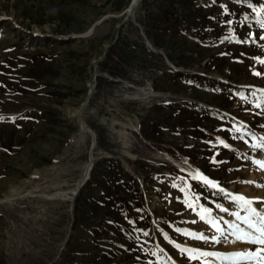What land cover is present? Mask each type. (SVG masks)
Listing matches in <instances>:
<instances>
[{"label": "rangeland", "instance_id": "374dc122", "mask_svg": "<svg viewBox=\"0 0 264 264\" xmlns=\"http://www.w3.org/2000/svg\"><path fill=\"white\" fill-rule=\"evenodd\" d=\"M131 2L0 0V264H216L172 242L245 250L231 234L205 243L177 229L219 235L201 205L245 214L189 164L232 194L263 190L251 178L264 0H138L127 18ZM92 83L82 117L95 159L71 199L89 162L77 114Z\"/></svg>", "mask_w": 264, "mask_h": 264}, {"label": "snow or ice", "instance_id": "6c2138e0", "mask_svg": "<svg viewBox=\"0 0 264 264\" xmlns=\"http://www.w3.org/2000/svg\"><path fill=\"white\" fill-rule=\"evenodd\" d=\"M259 27L261 29H264V20H261L259 22ZM262 63H264V61H262ZM256 74L260 75V73ZM257 107H260V105L257 104ZM261 127H264V125H261ZM237 131H239V129H237ZM219 143L222 144L225 148L230 147V145L225 143L224 140H220ZM257 147L264 149V138H262V142L258 144ZM242 155L246 157V154L242 153ZM210 162L214 164L222 163V161H216L215 159H212ZM256 163L260 166V168L264 169V160H257ZM194 178L202 181L205 186L215 190L214 194H221L225 198L230 199L231 203L238 204L243 209L245 214L241 215L240 212H230L228 207L217 204L216 207L219 208L222 212L229 213V215L236 217L235 220H224L223 217H212L211 213L213 209L201 205V219L210 224L211 227L214 228L219 235L208 237L202 232L197 233L184 229H177V231L182 232L184 235L189 236L193 239L202 240L205 243L211 241L216 244L221 243V238H226V234H231L235 237L234 240L230 241L231 243H236L237 241H239L250 245H256L257 247L255 248V250L249 249L244 252H235L230 254L206 251L203 249L187 248L181 246L180 244L172 242L174 247L179 250L181 255L186 256V258L190 261L199 260L201 257H217L234 258L240 260L256 259L259 264H264V199L249 198L244 196L243 194H232L224 189L218 181L212 180L208 176L201 173L199 170H197ZM247 183L253 182L248 181ZM261 187H264V185H261ZM188 207L192 208V203H188ZM221 221H223V223H221ZM193 223H195V221H193ZM173 264H175V261H173ZM209 264H211V262H209Z\"/></svg>", "mask_w": 264, "mask_h": 264}, {"label": "bare ground", "instance_id": "6f19581e", "mask_svg": "<svg viewBox=\"0 0 264 264\" xmlns=\"http://www.w3.org/2000/svg\"><path fill=\"white\" fill-rule=\"evenodd\" d=\"M137 2H138V0H132V2H131V4H130V6L127 8V11H126V14H127V18L128 17H130L132 14H133V11H134V8H135V6H136V4H137ZM93 82H95V79H93ZM94 87H95V83H92L91 85H90V88H89V92L90 93H88V95H87V98H86V101L83 103V107H81V109L78 111V114H79V116H80V120H81V122L79 121V123H80V126H81V129H82V131L83 132H85V133H88V134H90L91 135V137H92V143L94 144V146H93V148H92V150L90 151V154H89V162H88V164H87V167L85 168V172H83L84 173V175H83V177L80 179V181L76 184V186L72 189V191H71V193H72V195H71V199H74V197H75V195L77 194H75V192L77 191V187L79 186V188L82 186V184L84 183V181L89 177V174H90V169H91V166H92V163H93V161H94V159H95V151H94V149H95V147H96V132L92 129V128H90L86 123H85V121H84V119H83V117H82V112H83V108H84V106L86 105V103L88 102V100H89V98H90V96H91V94H92V92L94 91ZM82 122H84L85 123V128H87V129H85L82 125H81V123ZM260 132H262V134L264 133V131H260ZM256 154H258V157H259V160H264V153L263 152H258V153H256ZM257 157V156H256ZM255 160H257V158L255 159ZM255 164H256V162H255ZM189 168H190V172L192 173V174H194V175H196V172H197V168L195 167V166H193V165H190L189 164ZM188 168V169H189ZM256 171H259V173H256V174H254V176H252V178L251 179H254V177H256V176H258L259 178H261V181L259 182V184H257V185H264V169H262V168H260V166H259V168H258V170H256ZM201 173H203L202 171H200ZM204 174V173H203ZM205 175V174H204ZM250 179V180H251ZM251 181H253V180H251ZM246 191H248L249 193H245V194H249L247 197H249V198H261V199H264V194H262V193H259V192H263V190H264V187H263V190H260V191H257V190H255V189H251V188H246L245 189ZM250 190H252V191H250ZM253 192H256V193H253ZM238 193V192H237ZM239 194V193H238ZM257 195V196H256ZM2 201V200H1ZM236 206V205H235ZM239 210V209H238ZM71 211H73V208L71 209ZM248 247H250V244H246V243H243V242H239V241H237L236 243H233V247H232V249H237V250H239L240 251V249H245L246 250V248H248ZM256 248V247H255ZM245 250H243V251H245ZM242 251V252H243ZM241 252V251H240ZM229 259V258H228ZM231 259V258H230ZM250 262L248 263V264H252V263H256V264H259V262L256 260V259H252V260H249ZM248 261H246L245 263H247ZM232 263V262H231ZM216 264H230V263H220V259L219 258H217V260H216ZM232 264H236V262L234 261Z\"/></svg>", "mask_w": 264, "mask_h": 264}, {"label": "water", "instance_id": "95a60500", "mask_svg": "<svg viewBox=\"0 0 264 264\" xmlns=\"http://www.w3.org/2000/svg\"><path fill=\"white\" fill-rule=\"evenodd\" d=\"M92 27H93V26H92ZM104 53H105V51L103 52V54H104ZM101 57H102V56H101ZM101 57H100V58H101ZM93 78H94V77H93ZM89 93H90V92H89ZM77 119H78V121L81 122L79 114H77ZM81 125H82L84 128L86 127L84 122H82ZM85 129H87V128H85ZM93 146H94V144L91 143V145H90V151L92 150ZM78 190H79V186L77 187V191H78ZM77 191L75 192V194L77 193ZM65 242H66V239L63 241V243H62V245H61V247H60L59 252L63 249V247H64V245H65ZM58 255H59V254H58ZM56 257H57V256H56Z\"/></svg>", "mask_w": 264, "mask_h": 264}]
</instances>
